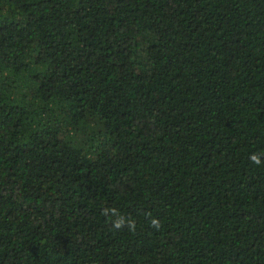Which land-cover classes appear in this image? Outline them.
Listing matches in <instances>:
<instances>
[{
  "label": "trees",
  "instance_id": "16d2710c",
  "mask_svg": "<svg viewBox=\"0 0 264 264\" xmlns=\"http://www.w3.org/2000/svg\"><path fill=\"white\" fill-rule=\"evenodd\" d=\"M0 264H264V0H0Z\"/></svg>",
  "mask_w": 264,
  "mask_h": 264
},
{
  "label": "clouds",
  "instance_id": "9594fccd",
  "mask_svg": "<svg viewBox=\"0 0 264 264\" xmlns=\"http://www.w3.org/2000/svg\"><path fill=\"white\" fill-rule=\"evenodd\" d=\"M249 159L251 160L252 163H254L256 165L261 164V158H260V156H258L256 154H252L249 157ZM103 214L106 216L111 214L112 216L116 217L114 220H112V227L115 230H121L125 226L128 228L129 231H132V232H134L136 229V224H135L134 220H130V219H127L126 217H124L122 215H119L115 209H105ZM150 223L154 228L159 229L160 222L157 219L152 218Z\"/></svg>",
  "mask_w": 264,
  "mask_h": 264
}]
</instances>
